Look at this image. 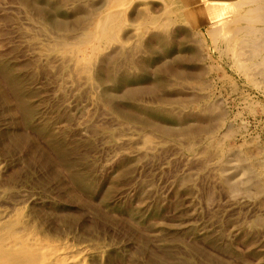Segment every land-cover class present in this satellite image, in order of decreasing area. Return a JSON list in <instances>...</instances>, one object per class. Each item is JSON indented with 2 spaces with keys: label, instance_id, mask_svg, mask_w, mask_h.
Here are the masks:
<instances>
[{
  "label": "rangeland",
  "instance_id": "rangeland-1",
  "mask_svg": "<svg viewBox=\"0 0 264 264\" xmlns=\"http://www.w3.org/2000/svg\"><path fill=\"white\" fill-rule=\"evenodd\" d=\"M243 2L0 0V264H264Z\"/></svg>",
  "mask_w": 264,
  "mask_h": 264
},
{
  "label": "bare ground",
  "instance_id": "bare-ground-1",
  "mask_svg": "<svg viewBox=\"0 0 264 264\" xmlns=\"http://www.w3.org/2000/svg\"><path fill=\"white\" fill-rule=\"evenodd\" d=\"M246 0H244V2H245ZM243 2V3H244ZM252 2V1H251ZM247 3V2H246ZM264 7V6H263ZM253 8V7H252ZM260 9H261V7H260ZM248 10V9H247ZM249 10H251V9H249ZM259 12H260V10H259ZM247 13V12H246ZM263 13V12H262ZM245 14V13H244ZM259 14V13H258ZM257 16V15H256ZM249 19V18H248ZM254 20V19H253ZM263 22V21H262ZM259 42V41H258ZM262 42V41H261ZM264 43V42H263ZM259 44V43H258ZM260 47V46H259ZM253 49V48H252ZM258 49V48H257ZM264 57V56H263Z\"/></svg>",
  "mask_w": 264,
  "mask_h": 264
}]
</instances>
